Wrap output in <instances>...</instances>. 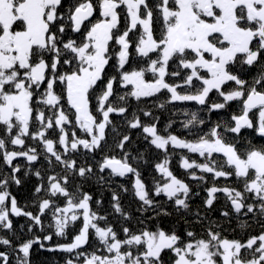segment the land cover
I'll return each instance as SVG.
<instances>
[{
	"label": "snow or ice",
	"instance_id": "1",
	"mask_svg": "<svg viewBox=\"0 0 264 264\" xmlns=\"http://www.w3.org/2000/svg\"><path fill=\"white\" fill-rule=\"evenodd\" d=\"M0 264H264V0H0Z\"/></svg>",
	"mask_w": 264,
	"mask_h": 264
},
{
	"label": "trees",
	"instance_id": "2",
	"mask_svg": "<svg viewBox=\"0 0 264 264\" xmlns=\"http://www.w3.org/2000/svg\"><path fill=\"white\" fill-rule=\"evenodd\" d=\"M165 115H167V113H165ZM174 119L177 120V123L179 122V117H174Z\"/></svg>",
	"mask_w": 264,
	"mask_h": 264
}]
</instances>
